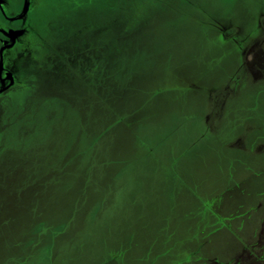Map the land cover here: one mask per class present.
Returning a JSON list of instances; mask_svg holds the SVG:
<instances>
[{
    "label": "rangeland",
    "instance_id": "374dc122",
    "mask_svg": "<svg viewBox=\"0 0 264 264\" xmlns=\"http://www.w3.org/2000/svg\"><path fill=\"white\" fill-rule=\"evenodd\" d=\"M63 1L74 73L0 94V264H264V0Z\"/></svg>",
    "mask_w": 264,
    "mask_h": 264
},
{
    "label": "flooded vegetation",
    "instance_id": "af4514ba",
    "mask_svg": "<svg viewBox=\"0 0 264 264\" xmlns=\"http://www.w3.org/2000/svg\"><path fill=\"white\" fill-rule=\"evenodd\" d=\"M127 1L130 6L125 8L134 11L139 0ZM52 4V0H0V94L21 84L19 73L24 70L23 65L37 71L60 69L64 78L74 73L72 63L77 59L66 53L52 54L54 43H66L73 38L68 15H45ZM213 25L221 33L226 31L222 25Z\"/></svg>",
    "mask_w": 264,
    "mask_h": 264
}]
</instances>
